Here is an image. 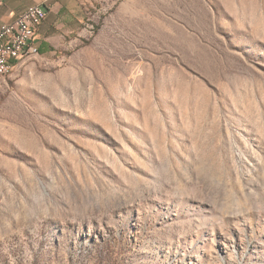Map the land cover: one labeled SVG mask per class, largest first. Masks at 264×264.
I'll use <instances>...</instances> for the list:
<instances>
[{
    "label": "rangeland",
    "instance_id": "1",
    "mask_svg": "<svg viewBox=\"0 0 264 264\" xmlns=\"http://www.w3.org/2000/svg\"><path fill=\"white\" fill-rule=\"evenodd\" d=\"M0 84V264H264V0H96Z\"/></svg>",
    "mask_w": 264,
    "mask_h": 264
},
{
    "label": "crops",
    "instance_id": "2",
    "mask_svg": "<svg viewBox=\"0 0 264 264\" xmlns=\"http://www.w3.org/2000/svg\"><path fill=\"white\" fill-rule=\"evenodd\" d=\"M98 1V0H97ZM96 0H0V25L13 23L22 11L32 5L48 10L38 28L35 44L42 56L70 48L82 39L87 30L88 10Z\"/></svg>",
    "mask_w": 264,
    "mask_h": 264
},
{
    "label": "built area",
    "instance_id": "3",
    "mask_svg": "<svg viewBox=\"0 0 264 264\" xmlns=\"http://www.w3.org/2000/svg\"><path fill=\"white\" fill-rule=\"evenodd\" d=\"M47 15L48 10L43 5H32L22 11L13 23L0 25V84L15 69L17 57L24 48L39 50L35 37Z\"/></svg>",
    "mask_w": 264,
    "mask_h": 264
},
{
    "label": "bare ground",
    "instance_id": "4",
    "mask_svg": "<svg viewBox=\"0 0 264 264\" xmlns=\"http://www.w3.org/2000/svg\"><path fill=\"white\" fill-rule=\"evenodd\" d=\"M39 53V50H34V49H32V48H24V51H22V54H19V56L17 57V60H16V62H15V67L18 65V62L21 60V59H23V58H25V57H29V56H31L32 54H38ZM12 72V71H11ZM11 72H10V74H11ZM9 74V75H10ZM8 75V76H9Z\"/></svg>",
    "mask_w": 264,
    "mask_h": 264
}]
</instances>
